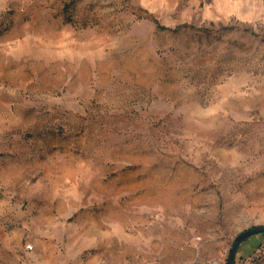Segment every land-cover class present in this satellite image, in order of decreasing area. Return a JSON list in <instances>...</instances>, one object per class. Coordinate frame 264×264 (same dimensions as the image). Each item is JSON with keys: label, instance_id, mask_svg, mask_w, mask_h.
I'll return each mask as SVG.
<instances>
[{"label": "rangeland", "instance_id": "rangeland-1", "mask_svg": "<svg viewBox=\"0 0 264 264\" xmlns=\"http://www.w3.org/2000/svg\"><path fill=\"white\" fill-rule=\"evenodd\" d=\"M262 226L264 0H0V264H225Z\"/></svg>", "mask_w": 264, "mask_h": 264}, {"label": "water", "instance_id": "water-1", "mask_svg": "<svg viewBox=\"0 0 264 264\" xmlns=\"http://www.w3.org/2000/svg\"><path fill=\"white\" fill-rule=\"evenodd\" d=\"M257 233H264V226L262 227H255V228H252V229H248V230H245L241 233H239L233 243L231 244L230 248H229V254H228V257H227V261L225 264H233L234 262V257H235V254H236V251H237V248L239 246V244L245 240L246 238H248L249 236L253 235V234H257Z\"/></svg>", "mask_w": 264, "mask_h": 264}, {"label": "built area", "instance_id": "built-area-1", "mask_svg": "<svg viewBox=\"0 0 264 264\" xmlns=\"http://www.w3.org/2000/svg\"><path fill=\"white\" fill-rule=\"evenodd\" d=\"M31 246H32L31 244H26V245H25V248H26L27 250H31Z\"/></svg>", "mask_w": 264, "mask_h": 264}, {"label": "bare ground", "instance_id": "bare-ground-1", "mask_svg": "<svg viewBox=\"0 0 264 264\" xmlns=\"http://www.w3.org/2000/svg\"><path fill=\"white\" fill-rule=\"evenodd\" d=\"M31 249H32V246H31Z\"/></svg>", "mask_w": 264, "mask_h": 264}, {"label": "trees", "instance_id": "trees-1", "mask_svg": "<svg viewBox=\"0 0 264 264\" xmlns=\"http://www.w3.org/2000/svg\"><path fill=\"white\" fill-rule=\"evenodd\" d=\"M233 264H234V262H233Z\"/></svg>", "mask_w": 264, "mask_h": 264}, {"label": "crops", "instance_id": "crops-1", "mask_svg": "<svg viewBox=\"0 0 264 264\" xmlns=\"http://www.w3.org/2000/svg\"><path fill=\"white\" fill-rule=\"evenodd\" d=\"M33 249V248H32Z\"/></svg>", "mask_w": 264, "mask_h": 264}]
</instances>
